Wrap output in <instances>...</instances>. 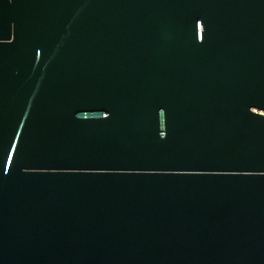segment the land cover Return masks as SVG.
Wrapping results in <instances>:
<instances>
[{
  "label": "water",
  "instance_id": "1",
  "mask_svg": "<svg viewBox=\"0 0 264 264\" xmlns=\"http://www.w3.org/2000/svg\"><path fill=\"white\" fill-rule=\"evenodd\" d=\"M0 264H264V0H0Z\"/></svg>",
  "mask_w": 264,
  "mask_h": 264
}]
</instances>
